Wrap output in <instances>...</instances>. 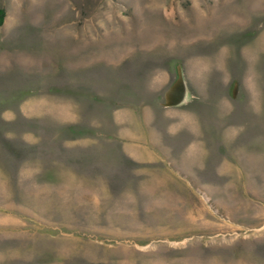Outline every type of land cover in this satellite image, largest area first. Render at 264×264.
Segmentation results:
<instances>
[{
    "label": "rangeland",
    "instance_id": "374dc122",
    "mask_svg": "<svg viewBox=\"0 0 264 264\" xmlns=\"http://www.w3.org/2000/svg\"><path fill=\"white\" fill-rule=\"evenodd\" d=\"M0 264H264V0H0Z\"/></svg>",
    "mask_w": 264,
    "mask_h": 264
},
{
    "label": "water",
    "instance_id": "95a60500",
    "mask_svg": "<svg viewBox=\"0 0 264 264\" xmlns=\"http://www.w3.org/2000/svg\"><path fill=\"white\" fill-rule=\"evenodd\" d=\"M175 101V100H174Z\"/></svg>",
    "mask_w": 264,
    "mask_h": 264
}]
</instances>
